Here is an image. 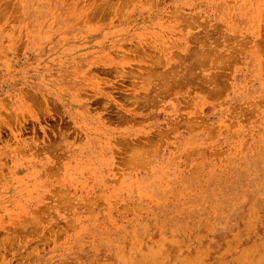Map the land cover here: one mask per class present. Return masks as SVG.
<instances>
[{
	"label": "rangeland",
	"instance_id": "374dc122",
	"mask_svg": "<svg viewBox=\"0 0 264 264\" xmlns=\"http://www.w3.org/2000/svg\"><path fill=\"white\" fill-rule=\"evenodd\" d=\"M0 264H264V0H0Z\"/></svg>",
	"mask_w": 264,
	"mask_h": 264
}]
</instances>
